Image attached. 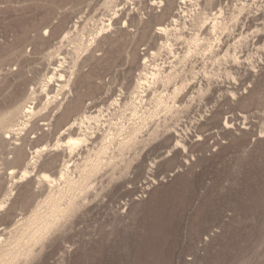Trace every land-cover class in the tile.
Wrapping results in <instances>:
<instances>
[{"label":"rangeland","instance_id":"1","mask_svg":"<svg viewBox=\"0 0 264 264\" xmlns=\"http://www.w3.org/2000/svg\"><path fill=\"white\" fill-rule=\"evenodd\" d=\"M0 264H264V0H0Z\"/></svg>","mask_w":264,"mask_h":264},{"label":"bare ground","instance_id":"2","mask_svg":"<svg viewBox=\"0 0 264 264\" xmlns=\"http://www.w3.org/2000/svg\"><path fill=\"white\" fill-rule=\"evenodd\" d=\"M164 30V28L163 27H161V28H159V31L161 32V31H163ZM196 37V36H195ZM30 108V107H29ZM31 108H33V107H31ZM32 110H34V109H32ZM31 111V110H30ZM83 121V120H82ZM72 126H74V125H72ZM243 128V127H242ZM83 141H85V139L84 138H76V139H74V138H71L70 139V141H69V145H70V147H73V148H75L76 146H78L79 144H81ZM70 149H72V148H70ZM98 165V164H97ZM96 168V167H95ZM98 168H99V166H98ZM92 169H94V168H92ZM92 172V171H91ZM87 175H89V174H87ZM79 182V181H78ZM80 183H82V181L80 182ZM89 183V182H88ZM82 186V185H81ZM54 204V203H53ZM37 216V215H36ZM39 218V217H38ZM42 219V218H41ZM33 221V220H32ZM32 223V222H31ZM39 223V222H38ZM31 225V224H30ZM34 230V229H33ZM38 232V231H37Z\"/></svg>","mask_w":264,"mask_h":264}]
</instances>
